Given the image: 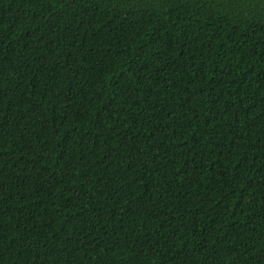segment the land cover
<instances>
[{
  "label": "trees",
  "instance_id": "trees-1",
  "mask_svg": "<svg viewBox=\"0 0 264 264\" xmlns=\"http://www.w3.org/2000/svg\"><path fill=\"white\" fill-rule=\"evenodd\" d=\"M0 264H264V0H0Z\"/></svg>",
  "mask_w": 264,
  "mask_h": 264
}]
</instances>
